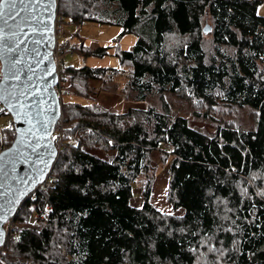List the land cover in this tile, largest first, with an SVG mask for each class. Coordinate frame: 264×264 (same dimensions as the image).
<instances>
[{"label":"trees","instance_id":"obj_1","mask_svg":"<svg viewBox=\"0 0 264 264\" xmlns=\"http://www.w3.org/2000/svg\"><path fill=\"white\" fill-rule=\"evenodd\" d=\"M261 3L59 0L57 14L65 24L116 26L122 29L118 39L134 34L137 42L129 51H116L118 69L64 63L69 52L104 58L112 47L91 49L83 41L61 46L62 116L53 140L58 147L61 131L64 143L47 181L12 219L27 225L9 235L0 264H264ZM207 21L210 33L204 32ZM124 67L130 68L127 84L140 103L171 93L209 107H248L258 113L256 128L225 125L207 136L187 119H173L166 106L165 113L148 109L142 123L132 113L110 114L94 103L63 99L70 93L82 98L77 93L89 82H113ZM0 110L9 117L3 129L16 133L11 115ZM12 144L0 145V151ZM158 149L173 158L168 201L183 211L181 217L164 216L150 203L151 186L141 207L132 204L133 183ZM98 151L111 155L105 159ZM206 239L214 240L219 255L200 257Z\"/></svg>","mask_w":264,"mask_h":264},{"label":"water","instance_id":"obj_2","mask_svg":"<svg viewBox=\"0 0 264 264\" xmlns=\"http://www.w3.org/2000/svg\"><path fill=\"white\" fill-rule=\"evenodd\" d=\"M0 11V103L16 130L11 147L0 153L1 252L5 224L47 181L58 158L52 137L62 106L54 56L58 0H0Z\"/></svg>","mask_w":264,"mask_h":264},{"label":"rangeland","instance_id":"obj_3","mask_svg":"<svg viewBox=\"0 0 264 264\" xmlns=\"http://www.w3.org/2000/svg\"><path fill=\"white\" fill-rule=\"evenodd\" d=\"M59 5V0H58ZM258 14L264 17V0L258 7ZM62 40L65 43L68 41L70 44H76L77 46L84 42L87 48L95 49L99 47H112L110 55L104 58L88 57L84 58L79 53L72 54L69 52L64 57V63L66 67L81 68L83 66H89L94 68H120V60L115 55L117 50H131L137 42V37L134 34H127L121 39H118L122 33V29L116 26H100L98 24L87 23L83 26H78L70 22H62ZM206 26H210L207 21ZM65 46V44H64ZM61 51V50H60ZM61 68V67H60ZM1 70V64H0ZM124 74L116 77L113 82H89L87 86L81 88L76 97L75 94L70 93L63 99L65 101L80 102L83 104L94 103L101 106L110 114H116L124 116L128 113H132L139 122H146L145 112L154 108L159 113H165L166 108L169 109V115L176 119L183 117L187 119L191 128L196 131L207 135L213 136L219 126H232L238 130H252L256 128V119L258 113L251 108H239L236 106H229L222 102L218 103L214 107H209L203 102L197 101L187 94L173 95L171 93H165L163 95L152 96L146 102L136 101V93L128 87L127 74L130 71L129 67H124ZM59 71V70H58ZM59 74V72H58ZM60 85V83H59ZM58 85V86H59ZM0 110V139L2 148L10 142H14L16 138L15 132L6 131L3 129L9 122V117L2 116ZM14 125V123L12 122ZM3 125V127H2ZM56 132V130H55ZM55 134V133H54ZM53 139V137H52ZM58 143L63 145L64 135L61 131L58 132ZM54 142V140H53ZM55 144V143H54ZM56 146V144H55ZM1 148V149H2ZM58 152H59V148ZM170 150V149H169ZM4 151L1 150L0 153ZM171 152V150L169 151ZM99 155L103 158H109L111 154L107 155L105 152L98 151ZM172 156L170 153H166L161 149L152 151L150 154V163L147 171L140 175L133 183L132 187V204L135 207H141L144 203V191L148 186H151V198L150 203L159 210L164 216L181 217L183 211H175L168 201L169 191V179H170V166L172 163ZM223 211V213H226ZM10 221H13L12 219ZM16 221L11 222V233H16V229L27 225L24 219H21L19 223ZM8 225V223H6ZM5 224V226H6ZM5 230L9 226L5 227ZM9 236V235H8ZM213 239L204 240L201 250L199 252L200 257L205 254L219 255V250L212 248ZM7 242V239H6ZM3 250V249H2ZM2 250L0 254L2 253Z\"/></svg>","mask_w":264,"mask_h":264},{"label":"built area","instance_id":"obj_4","mask_svg":"<svg viewBox=\"0 0 264 264\" xmlns=\"http://www.w3.org/2000/svg\"><path fill=\"white\" fill-rule=\"evenodd\" d=\"M62 20L58 18L57 16V19H56V23H55V35H56V48H55V61H56V65H57V71L59 72V76H60V73L61 71L63 70V62H62V59H61V51H60V48L61 46H63L65 44V41L62 40ZM61 67V68H60ZM2 107V104L0 103V109ZM62 145L60 143H58V147H61ZM57 147V148H58ZM167 148H169V146H167ZM10 222V221H9ZM11 222L8 224L9 228H8V232H7V239H8V235H10L11 233V230H10V227H11Z\"/></svg>","mask_w":264,"mask_h":264},{"label":"snow or ice","instance_id":"obj_5","mask_svg":"<svg viewBox=\"0 0 264 264\" xmlns=\"http://www.w3.org/2000/svg\"><path fill=\"white\" fill-rule=\"evenodd\" d=\"M5 2H7V0H5ZM14 3V0H13ZM4 15L3 11H0V17H2Z\"/></svg>","mask_w":264,"mask_h":264}]
</instances>
